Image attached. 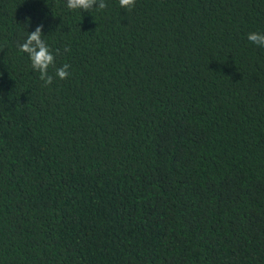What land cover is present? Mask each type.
Instances as JSON below:
<instances>
[{
    "label": "trees",
    "instance_id": "1",
    "mask_svg": "<svg viewBox=\"0 0 264 264\" xmlns=\"http://www.w3.org/2000/svg\"><path fill=\"white\" fill-rule=\"evenodd\" d=\"M106 3L0 0V264H264V0Z\"/></svg>",
    "mask_w": 264,
    "mask_h": 264
},
{
    "label": "clouds",
    "instance_id": "2",
    "mask_svg": "<svg viewBox=\"0 0 264 264\" xmlns=\"http://www.w3.org/2000/svg\"><path fill=\"white\" fill-rule=\"evenodd\" d=\"M136 0H119L121 8L131 10L135 6ZM66 7L71 10L80 9L90 11L93 8L104 10L108 7L106 0H66ZM43 25H37L34 31L29 32L26 40L20 44V50L27 53L31 66L40 74V79L44 85H50L53 82V76L49 74L50 66L55 65V55L49 45L42 38ZM248 40L259 47H264V33L250 32ZM70 65L65 63L62 67L56 68L55 75L61 80L67 79L70 75L68 69Z\"/></svg>",
    "mask_w": 264,
    "mask_h": 264
}]
</instances>
